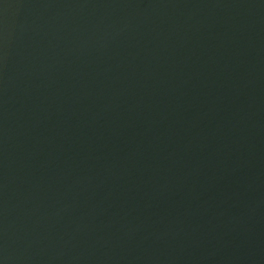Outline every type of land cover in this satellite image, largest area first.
<instances>
[{
	"label": "water",
	"instance_id": "95a60500",
	"mask_svg": "<svg viewBox=\"0 0 264 264\" xmlns=\"http://www.w3.org/2000/svg\"><path fill=\"white\" fill-rule=\"evenodd\" d=\"M0 264H264V0H0Z\"/></svg>",
	"mask_w": 264,
	"mask_h": 264
}]
</instances>
